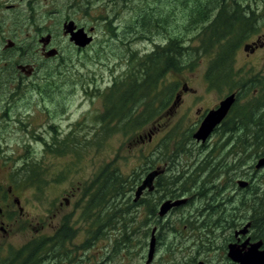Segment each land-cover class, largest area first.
<instances>
[{
	"label": "rangeland",
	"instance_id": "1",
	"mask_svg": "<svg viewBox=\"0 0 264 264\" xmlns=\"http://www.w3.org/2000/svg\"><path fill=\"white\" fill-rule=\"evenodd\" d=\"M242 1L260 7L259 30L240 44L234 67L238 77L254 81L256 77H264V50L247 55L255 49L244 47L257 36L264 41V0ZM34 3L32 12L20 13V18L27 22L4 23L7 29L0 33V40L4 38L7 44L10 39L15 46L25 42L35 46L38 34L49 33L53 45L50 49L56 48L59 53L46 61L37 58L32 50L37 63L32 76L23 77L19 85L18 80L6 73L3 77L9 78V82L0 83V183L13 185L22 206L20 213L17 205L11 236L1 239L11 247L10 251L2 250L0 264H6L10 252L13 256L26 244L51 239L63 229L60 239L65 233V223L72 229L57 247L60 257L53 264H181L196 255V249L204 251L212 241L217 247L234 237V229L253 220L251 210L245 208L248 206L241 205V197L252 196L248 200L252 204L257 196L256 185L260 184V191H264V168H255L261 155L233 147L234 138L227 140L220 132H214L203 143L193 137L206 116L200 120L202 114L231 94L229 88L219 91L207 85L205 71L209 57L200 58L194 70L169 71L171 74L167 73L160 80V87L154 89L155 95L141 99L126 96L144 89L137 63L165 45L169 33L182 30L187 38L196 35L190 19L184 20L189 18L187 8L193 4L192 0L184 6L177 0H34ZM140 10L142 14L147 11L164 15L168 18L166 28L142 18L143 35L125 31L135 25ZM66 18L87 30L94 27L88 34L93 36L92 42L80 47L71 41L64 34ZM110 24L119 35L109 31ZM2 42L1 48L5 43ZM192 45H198V40ZM9 46L13 53L14 46ZM190 54L193 56L192 51ZM13 56L18 59L17 51ZM173 94L177 95L176 108L166 114ZM119 99L126 101L127 106L134 103L133 110L128 111L131 117L121 118V114H128L122 112L114 113L117 117L112 118L111 112L122 106ZM150 135H154L151 140ZM36 162L43 170L39 180H44L37 185L33 182L35 173L29 168ZM158 163L166 169L163 183L175 179L177 183L172 188L189 190L180 196L188 197L189 204L177 206L165 216L159 215V208L172 198L164 195L163 189H155L149 196L135 195L142 184L141 174L145 176ZM107 166L118 168L123 174L125 194L115 201L110 196L108 206L106 201L94 205L89 195L101 176L100 170ZM239 179L252 180V185L240 187ZM202 180L200 188L206 187L207 196L201 197L196 188ZM208 201L217 202L215 207H219L203 210ZM112 203L120 205V213L112 211ZM155 206L156 216L151 214ZM233 211L236 214L231 221ZM227 219L231 223L226 224ZM153 227L156 251L148 263ZM57 241L54 238L52 243ZM44 246L49 250L54 245L44 243Z\"/></svg>",
	"mask_w": 264,
	"mask_h": 264
},
{
	"label": "trees",
	"instance_id": "2",
	"mask_svg": "<svg viewBox=\"0 0 264 264\" xmlns=\"http://www.w3.org/2000/svg\"><path fill=\"white\" fill-rule=\"evenodd\" d=\"M177 1L184 6L189 0ZM192 3L193 4L187 8L188 12L190 10L189 18L186 17L184 20L186 22L190 19V23H193V28L197 31L196 35L187 38L182 30L178 31L177 34L169 33L165 45L154 49L150 54H146L145 60L137 63V71L143 82L141 86H143L144 89L137 92L133 91L132 94H127L126 96H133L136 98L138 97L137 99H141L148 95H155L157 85L160 87V80H162L164 76L166 77L168 74H171L169 71L181 72L188 68L194 70L199 59L203 56H207L209 57V64L205 71L207 85L211 89H218L219 91L229 88L230 93L236 94L235 103L231 107L228 115L217 125V130L220 132L219 134L227 137V140L234 138L232 140V146H239L242 152L255 151L258 156H262L264 155V77L261 79L256 77L254 81L246 77V80H244L243 77H238V71L234 67L235 54L240 44L248 40L250 35L259 30L260 15L258 13L261 9L259 6L253 7L250 3H245L242 0H192ZM142 18H149L152 23L160 24V27L163 26L164 28H166L165 21L168 19L164 18L162 14H155L147 11L142 14L140 10L137 12L135 18V26ZM109 27L108 29L116 35L113 25L110 24ZM196 40H198V45H192L193 41ZM190 51L193 52V56H191ZM138 80H140V78ZM250 80L251 82H249ZM122 82L123 81H120V83ZM256 87L257 89L254 93L253 90ZM46 89L47 88L44 90L45 93H47ZM169 89H171V87ZM118 96L122 99L121 95ZM121 99H119V102L122 103V106L114 102L115 105H118V110L111 112L112 118L117 117L116 114H121L122 112L127 113L129 110H133L134 103L131 102L130 106H127L126 101L123 103L122 101L124 100L121 101ZM135 101L136 100H133V102ZM120 117L129 118L131 115L128 112V114H121ZM217 164L214 165L216 168H218ZM201 165H198L199 168ZM40 166V163L36 162V164L29 167L30 170L35 173L36 178L33 179V182L36 185L44 182V180H39L43 172ZM100 175L101 176L98 177L99 180L94 182L92 193L89 195L94 205H99L102 201H106L107 205L110 201V196L114 198L113 201H115L116 197L124 196L126 189L124 190V181H121L123 174L119 172L118 168L109 169L108 166L107 168L104 167L100 170ZM190 179H192V182L195 181V178ZM203 182L204 180H202L196 188V190H199L197 192L201 197L207 196L206 187L200 188ZM176 183L177 180L175 179L172 181L166 179L164 183L163 180H160L156 184V191L163 189L164 195L172 199H176L189 191L187 188H172L171 186L176 185ZM261 189L262 187L260 184L256 185L257 196L252 200V204L248 202L252 196L244 197L243 195L241 197V205L243 207L248 206L245 208L251 210L250 212L256 224L258 234L264 233V191H260ZM209 200L214 202V198ZM158 201H160V199H158ZM189 202L190 199L188 198V200L179 207L185 206L189 204ZM211 202L208 201L206 204L208 206L201 209L207 211L219 207V205L215 207L217 202L215 204H210ZM91 206H93L92 203ZM110 207L111 205L109 208ZM119 207L120 205L117 203H112V211H115V213L117 212L116 214L120 213L118 211ZM235 209L238 210L239 207L236 205ZM203 210L201 211L203 212ZM152 212V215L156 216V210ZM235 214V211H233V215L230 218L231 221H234L233 216H235ZM218 216L220 220V210ZM71 229L72 228L65 223V233L60 239L59 235L63 229H60L57 235L53 236L51 239H45L44 241L35 240L26 244L21 249L15 251L13 256L10 252L6 264H53L52 261L55 263L56 258L60 257L56 251L59 252L61 240L67 237L68 231ZM54 238L58 240L56 243H52ZM44 243L54 246H51V248L47 250L44 248ZM58 246L59 248H57ZM54 255L56 256L54 257Z\"/></svg>",
	"mask_w": 264,
	"mask_h": 264
},
{
	"label": "flooded vegetation",
	"instance_id": "3",
	"mask_svg": "<svg viewBox=\"0 0 264 264\" xmlns=\"http://www.w3.org/2000/svg\"><path fill=\"white\" fill-rule=\"evenodd\" d=\"M25 2V0H0V33L5 31L7 29L4 25L6 21H12L15 22H27L24 18H20V13H23L25 10H27L29 13L32 12L34 9V0H27L25 2V5L22 4ZM6 12V15H5ZM65 24L69 23L70 21L74 22V29L77 30L79 28H84L86 33L89 34V31H94V27H91L89 30L86 29L85 26H79L76 24L75 20L71 18L65 19ZM31 21V18L30 20ZM28 21V22H29ZM64 24L65 31L64 34H66L70 39V33L67 32V27ZM9 26V25H8ZM114 27V26H113ZM156 27V26H155ZM115 33L119 35L117 32V28H115ZM144 24L143 22H138L135 26H128L125 31L130 32L133 34L135 31L138 36H141L144 34L143 30ZM110 31V30H109ZM40 33V32H39ZM39 40L35 44V46H32V44H28V42H25L23 45H16L15 42H13L10 39L8 40V43L6 44L4 38L0 40L3 44V48L0 47V83H3L4 81L9 82V78H4L3 76L8 73L10 76L15 80H18L19 85L22 83V78L32 76L33 71L36 67V62L33 59L32 50L34 51L33 54L38 55L37 58L40 59L44 58L46 61L50 60L51 58L57 57L59 50H57V54L54 56H49L48 52L52 45L51 41L49 42V37L52 38L51 34L42 35L38 34ZM47 38H46V37ZM167 41V40H166ZM251 43H253V47L251 49H255L254 52H248L247 55L256 54L259 49L264 50V41L261 40L260 36H257L255 40H252ZM9 45L13 47V53H11L8 48H11ZM53 46V45H52ZM78 49H82L78 47ZM17 51L18 59H16L14 56L12 57V54ZM264 54V53H263ZM20 55V56H19ZM264 60V58H263ZM3 61V62H2ZM176 95L173 94V96H170L171 101L168 103L169 106L167 109L165 108L166 114H169L172 112L176 107ZM222 100V98L220 99ZM220 102V101H219ZM219 105L216 104L213 108H216ZM212 109V108H210ZM207 112L203 113L201 116V119H203L204 115H206ZM201 121H199L200 123ZM218 128L215 127L212 134L215 132H218ZM154 136V135H153ZM150 135V140L152 137ZM152 167V165L150 166ZM159 168L161 173H159L155 180H154V187L153 189L146 188L143 190L141 195H150L154 193L156 188L157 182L162 180L163 173L166 172L165 167H161V164L158 163V165L152 169H149L148 172H145L142 176V182L147 177V175ZM256 168V167H255ZM145 177V178H144ZM252 180L248 182L246 186L252 185ZM140 186V185H139ZM245 186V187H246ZM185 198L188 197L183 196ZM143 198V197H142ZM139 202L141 203L142 200L139 199ZM158 204V203H157ZM17 205L19 206V212L22 213V206H20V201L14 194V188L11 184H6V182L0 183V255L2 254V250H5L8 248L10 251V245L8 243H5L1 241V239H4L5 237H10L13 232V224L16 221V209ZM150 209V208H149ZM151 210L155 211L157 213V206L153 207ZM152 214V213H151ZM229 219L226 220V224H229ZM247 225V231L245 233L242 232V230ZM234 226V225H233ZM236 226H239L238 224ZM236 226L234 228H236ZM155 228V227H153ZM152 228V230H153ZM235 234L233 233L234 237L231 239H226L225 241H222L220 245L215 247L216 243L214 241L207 244L208 248L204 249V251L196 249L195 253L196 255L190 256V260H185L181 262V264H241L240 257H243L245 254L249 253L250 251H253V253H258L260 251H264V233L258 234V230L256 229V224L253 220H250L248 224H245L243 227H237V229H234ZM152 236V232H151ZM151 239V238H150ZM261 243L260 246L257 248L255 245L257 243ZM234 245V246H233ZM230 247H233L236 254L234 256L230 255ZM8 251V252H9ZM259 255V254H258ZM59 258V257H58ZM56 258V259H58ZM154 259V258H153ZM150 263V262H149ZM258 264H264V260L260 261Z\"/></svg>",
	"mask_w": 264,
	"mask_h": 264
},
{
	"label": "water",
	"instance_id": "4",
	"mask_svg": "<svg viewBox=\"0 0 264 264\" xmlns=\"http://www.w3.org/2000/svg\"><path fill=\"white\" fill-rule=\"evenodd\" d=\"M67 27V32L70 33V40L73 41L76 45L80 47H85L89 43L92 42L93 36L88 35L84 28H79L77 30L74 29L73 25L74 22L70 21L69 23L65 24ZM50 39V37H49ZM253 47V43H246L244 49L248 50L249 48ZM252 51V50H251ZM57 54V49L52 48L49 50L48 55L54 56ZM236 94L231 93L225 99L220 101V104L216 108L210 109L204 120L199 125V128L194 132L193 137L199 142H205L215 129L217 125L221 123V121L228 115L231 107L235 103ZM257 169L264 167V155L261 156L255 165ZM160 173L159 170H155L150 172L147 177L144 179L142 184L138 186L136 191V197H139L143 190L146 188L153 189L154 187V180L155 177ZM238 184L240 187H245L248 184L247 180L239 179ZM187 198H177V199H167L165 200L159 208V215L165 216L172 208L180 206L186 202ZM156 228H153L152 236L149 243V252H148V260L147 262H151L154 258L155 251H156V242L157 238L155 235ZM247 231V225L242 230L243 233ZM260 242L255 245V247L260 246ZM234 246V245H233ZM235 250L233 247H230V255L234 256ZM259 254V255H258ZM241 264H258L260 261L264 260V251H260L258 253H253L250 251L249 253L245 254L243 257L239 258Z\"/></svg>",
	"mask_w": 264,
	"mask_h": 264
}]
</instances>
